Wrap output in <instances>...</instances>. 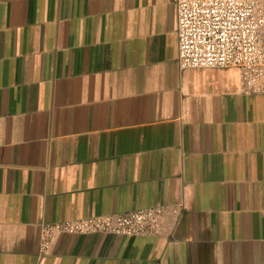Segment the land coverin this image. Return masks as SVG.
I'll return each instance as SVG.
<instances>
[{
    "label": "crops",
    "instance_id": "1",
    "mask_svg": "<svg viewBox=\"0 0 264 264\" xmlns=\"http://www.w3.org/2000/svg\"><path fill=\"white\" fill-rule=\"evenodd\" d=\"M176 30V0H0V264H264V91L182 68ZM149 207L158 235L41 251Z\"/></svg>",
    "mask_w": 264,
    "mask_h": 264
},
{
    "label": "built area",
    "instance_id": "2",
    "mask_svg": "<svg viewBox=\"0 0 264 264\" xmlns=\"http://www.w3.org/2000/svg\"><path fill=\"white\" fill-rule=\"evenodd\" d=\"M178 61L182 68L240 70L244 92L264 91V0H176ZM160 208L149 207L47 224L40 246L46 253L57 233H161Z\"/></svg>",
    "mask_w": 264,
    "mask_h": 264
}]
</instances>
